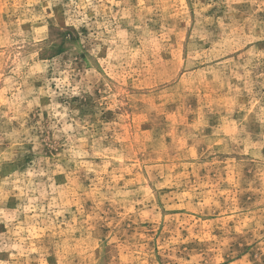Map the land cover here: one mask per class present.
<instances>
[{
	"label": "rangeland",
	"instance_id": "374dc122",
	"mask_svg": "<svg viewBox=\"0 0 264 264\" xmlns=\"http://www.w3.org/2000/svg\"><path fill=\"white\" fill-rule=\"evenodd\" d=\"M0 264H264V0H0Z\"/></svg>",
	"mask_w": 264,
	"mask_h": 264
}]
</instances>
